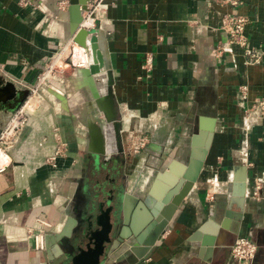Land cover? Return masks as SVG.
<instances>
[{
	"label": "crops",
	"instance_id": "1",
	"mask_svg": "<svg viewBox=\"0 0 264 264\" xmlns=\"http://www.w3.org/2000/svg\"><path fill=\"white\" fill-rule=\"evenodd\" d=\"M237 1L222 6L216 0H110L89 33L112 73L119 113L125 105L140 120L131 123V133L126 124L122 128L124 155L111 147L91 179V149L98 148L91 142L93 126L104 124L82 69L56 71L49 85L39 82L63 47L74 51L69 11L58 10L56 0H34L27 7L0 0V129L32 89L45 102L19 131L0 174V264H55L52 253L35 249L33 235L63 231L81 208L86 185L107 202L120 185L131 188L144 165L163 172L172 161L186 164L197 122L212 133L200 173L160 239L134 264H234L230 251L237 237L257 246L247 264H264V119L249 109L254 97L264 100V0ZM225 12L247 19L244 32L258 61L246 63L243 49L221 29ZM148 54L153 69L145 76L141 66ZM93 78L103 92L101 79ZM241 85L248 87L246 100ZM54 125L67 151L52 168L45 160L55 146ZM135 127L148 143L130 155ZM241 175L247 186L239 209L229 201ZM225 211L232 218L222 227ZM108 264L127 263L116 254Z\"/></svg>",
	"mask_w": 264,
	"mask_h": 264
},
{
	"label": "water",
	"instance_id": "2",
	"mask_svg": "<svg viewBox=\"0 0 264 264\" xmlns=\"http://www.w3.org/2000/svg\"><path fill=\"white\" fill-rule=\"evenodd\" d=\"M68 11L70 23L74 26L73 41L91 51L92 63L82 71L94 103L103 114L101 123L104 125L93 126L96 130L91 135V142H98V148L91 149L92 159L96 162L92 179L100 173L97 162L107 150L115 146L117 154L124 155L122 122L113 93V76L109 68H104L96 38L85 29H78L81 14L77 0H70ZM102 72L104 79L100 75ZM94 75L101 79L103 92L96 88ZM211 137V130H201L198 122L195 123L186 164L172 161L163 172L144 165L132 187L126 190L120 185L107 202L100 200V194L86 185L81 208L72 214L63 231L44 236L46 255H54L52 261L55 264H108L116 254L127 264L143 258L160 239L178 205L196 181ZM246 186V177L241 175L232 188L229 202L239 209L243 208ZM240 215V212L235 215L237 221ZM229 218H232L231 214L225 211L222 227Z\"/></svg>",
	"mask_w": 264,
	"mask_h": 264
},
{
	"label": "built area",
	"instance_id": "3",
	"mask_svg": "<svg viewBox=\"0 0 264 264\" xmlns=\"http://www.w3.org/2000/svg\"><path fill=\"white\" fill-rule=\"evenodd\" d=\"M34 0H17V3L22 7H27L33 4ZM222 6H237V0H216ZM110 0H86L79 3V9L81 14V21L78 23V29H85L88 32L96 27V23L103 20L106 15L108 5ZM57 8L60 11H66L69 8L70 0H56ZM247 23V19L240 15L225 12L221 16L220 27L225 32H227L232 38L235 44L243 49L244 55L249 59H246V63L255 62L259 60V55L249 46L247 37L245 35L244 29ZM72 49L74 46H78L76 42L73 41L71 36ZM74 45V46H73ZM84 53V58L77 57L74 58V51H68V48L63 47L56 57L48 63L44 72L40 75L39 82L41 84H47L49 79L56 71L76 68L83 69L87 68L92 63V54L90 49L82 48ZM67 52H65V51ZM143 75L148 76L153 69V57L151 55H146L143 64L141 66ZM49 85V84H47ZM51 86V85H50ZM52 87V86H51ZM53 88V87H52ZM57 91V90H56ZM239 91L242 99L246 100L248 98V87L247 85H241ZM32 96L37 93V89L31 90ZM41 98V96L38 94ZM28 101V100H27ZM24 102L22 107L15 111L7 125L0 129V174L5 172L8 164L11 161V147L17 140L16 133L21 124L26 120L25 114L29 115V111L24 108ZM127 107V106H126ZM251 111L256 112L260 117L264 119V100L260 97H254L251 106L249 107ZM52 138L55 142L53 151L46 157V165L55 168L58 165V161L66 156L67 143L62 139L60 135V129L58 126H52L51 129ZM136 141L133 145V151L130 155L136 154L140 149L144 148L148 139L143 136L138 139V133ZM261 188V183L259 181L255 182V189L253 191L254 196L259 195V190ZM43 225L46 223L42 222ZM34 247L37 250L44 249V234L40 230L38 233L33 235ZM257 251V246L251 240L246 237H237L233 244L231 245V258L234 264H247L255 256Z\"/></svg>",
	"mask_w": 264,
	"mask_h": 264
},
{
	"label": "rangeland",
	"instance_id": "4",
	"mask_svg": "<svg viewBox=\"0 0 264 264\" xmlns=\"http://www.w3.org/2000/svg\"><path fill=\"white\" fill-rule=\"evenodd\" d=\"M71 48V47H70ZM72 49V48H71ZM68 51H72V50H68ZM83 52V50L80 48H76V46H75V58H77V57H79L80 56V54ZM38 94L41 96V98L38 96ZM30 97H33V98H38V100H43V98H42V95L40 94V93H35L33 96H32V93L30 92L28 95H27V97L25 98V100H24V102H26ZM24 102L15 110V111H18L21 107H22V105L24 104ZM128 114H130L132 117L130 118V120H127V122H126V118H128L129 117V115ZM134 114V115H133ZM120 117H121V122H122V128H123V126L125 125V126H128L129 127V130L127 131L128 133H131V130H133V128H131V123L133 122H135L134 120H140V116H139V113L135 110V109H130L129 107H126L125 105L124 106H122V112L120 113ZM30 115H28V114H25V118H26V120L24 121V123L23 124H21L20 126H19V128H18V132L16 133V135L18 136L19 135V131L21 130V128L27 123V120H28V117H29ZM127 116V117H126ZM125 119V120H124ZM149 120L150 119H153V118H148ZM148 120V121H149ZM136 124V123H135ZM136 126V125H135ZM6 128V127H5ZM4 128V129H5ZM135 130H137V133H138V139L140 138V137H143L144 136V134L143 133H140V132H138L139 131V128H137V127H135ZM141 130V129H140ZM141 152V149L139 150V152L138 153H140ZM137 153V154H138ZM126 156H129V154H126Z\"/></svg>",
	"mask_w": 264,
	"mask_h": 264
},
{
	"label": "bare ground",
	"instance_id": "5",
	"mask_svg": "<svg viewBox=\"0 0 264 264\" xmlns=\"http://www.w3.org/2000/svg\"><path fill=\"white\" fill-rule=\"evenodd\" d=\"M86 0H77V3H82ZM88 37V36H87ZM76 48H83V46L81 47L80 45L76 46ZM85 48V47H84ZM83 50V49H82ZM80 57L84 58V53L82 52L80 54ZM74 58H75V46H74ZM103 74V73H102ZM45 106V102L41 101V100H38V98H33V97H30L27 101V103L25 104L24 108L27 109L29 111V115H35L38 111V109H42L44 108Z\"/></svg>",
	"mask_w": 264,
	"mask_h": 264
},
{
	"label": "flooded vegetation",
	"instance_id": "6",
	"mask_svg": "<svg viewBox=\"0 0 264 264\" xmlns=\"http://www.w3.org/2000/svg\"><path fill=\"white\" fill-rule=\"evenodd\" d=\"M115 172L119 174V173H121V172H122V170H121V168H120V167H118V168H116V169H115ZM121 175H122V173H121Z\"/></svg>",
	"mask_w": 264,
	"mask_h": 264
}]
</instances>
